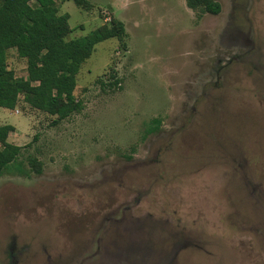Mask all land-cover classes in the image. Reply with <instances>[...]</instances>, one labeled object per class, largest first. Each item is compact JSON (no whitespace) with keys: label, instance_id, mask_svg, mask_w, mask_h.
I'll return each instance as SVG.
<instances>
[{"label":"rangeland","instance_id":"obj_1","mask_svg":"<svg viewBox=\"0 0 264 264\" xmlns=\"http://www.w3.org/2000/svg\"><path fill=\"white\" fill-rule=\"evenodd\" d=\"M85 1L56 0L68 39L125 35L81 65L79 113L0 107L42 162L0 175V264H264V0Z\"/></svg>","mask_w":264,"mask_h":264},{"label":"trees","instance_id":"obj_2","mask_svg":"<svg viewBox=\"0 0 264 264\" xmlns=\"http://www.w3.org/2000/svg\"><path fill=\"white\" fill-rule=\"evenodd\" d=\"M74 1L79 7L87 4ZM186 4L211 14L221 9L214 0H186ZM68 20V13H59L56 0H0V107L12 110L22 97L32 108L55 116V124L84 108L74 94L81 65L99 42L122 39L125 30L120 20L112 19L85 36L68 39L72 31ZM12 50L25 60L24 76L16 77L8 65ZM12 131L13 125H0V175L40 174L42 162L37 157H27L28 167L19 161L22 147L8 140Z\"/></svg>","mask_w":264,"mask_h":264}]
</instances>
